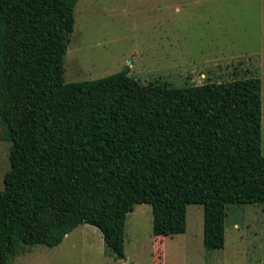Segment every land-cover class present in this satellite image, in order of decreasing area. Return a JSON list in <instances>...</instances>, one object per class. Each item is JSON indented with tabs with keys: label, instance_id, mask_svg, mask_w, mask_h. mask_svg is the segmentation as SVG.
<instances>
[{
	"label": "trees",
	"instance_id": "1",
	"mask_svg": "<svg viewBox=\"0 0 264 264\" xmlns=\"http://www.w3.org/2000/svg\"><path fill=\"white\" fill-rule=\"evenodd\" d=\"M77 2L0 0V121L12 142L0 264L84 223L124 258L142 203L158 236L184 233L187 206L203 204L204 244L223 248L228 206L264 204L261 77L169 87L125 68L66 82Z\"/></svg>",
	"mask_w": 264,
	"mask_h": 264
},
{
	"label": "rangeland",
	"instance_id": "2",
	"mask_svg": "<svg viewBox=\"0 0 264 264\" xmlns=\"http://www.w3.org/2000/svg\"><path fill=\"white\" fill-rule=\"evenodd\" d=\"M65 81L93 80L125 68L144 83L184 87L260 76L264 153V0H78ZM0 121V190L12 142ZM203 204L187 206V229L153 231V207L128 214L125 257L95 225L81 224L55 246H25L9 264H264V204L228 206L226 243L204 244Z\"/></svg>",
	"mask_w": 264,
	"mask_h": 264
}]
</instances>
